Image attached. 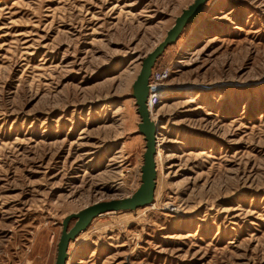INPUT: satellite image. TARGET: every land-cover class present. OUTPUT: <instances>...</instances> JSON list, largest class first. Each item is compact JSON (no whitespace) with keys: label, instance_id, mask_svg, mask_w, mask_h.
I'll list each match as a JSON object with an SVG mask.
<instances>
[{"label":"rangeland","instance_id":"1","mask_svg":"<svg viewBox=\"0 0 264 264\" xmlns=\"http://www.w3.org/2000/svg\"><path fill=\"white\" fill-rule=\"evenodd\" d=\"M193 1L0 0V264H54L66 216L137 190L130 87ZM154 70L156 207L67 264H264V0H209Z\"/></svg>","mask_w":264,"mask_h":264},{"label":"water","instance_id":"2","mask_svg":"<svg viewBox=\"0 0 264 264\" xmlns=\"http://www.w3.org/2000/svg\"><path fill=\"white\" fill-rule=\"evenodd\" d=\"M208 2L209 0H194L186 9L182 10L172 27L167 31L165 38L140 60V70L129 92V97L134 100L136 114L140 119L137 132L143 137L145 143L139 187L130 197L95 202L77 213L66 216L61 222L54 264H67L70 244L86 232L95 219L118 212H133L154 203L158 125L152 122L148 108L150 76L166 49L173 46L183 30L198 19Z\"/></svg>","mask_w":264,"mask_h":264},{"label":"bare ground","instance_id":"3","mask_svg":"<svg viewBox=\"0 0 264 264\" xmlns=\"http://www.w3.org/2000/svg\"><path fill=\"white\" fill-rule=\"evenodd\" d=\"M168 94H171V91H165V90H153L151 89V93L149 94V98H148V108H149V112L151 111V109L153 108V106L155 104H157L158 100L167 96ZM151 117V115H150ZM153 122V121H152ZM156 124V123H155ZM157 125V124H156ZM157 156V154H156ZM155 162H156V157H155ZM155 200V199H154ZM156 202V201H155ZM154 204V203H153ZM152 204V205H153ZM152 205H150L149 207H151ZM156 207V203L152 206V208ZM148 208V207H147ZM142 209H146V208H142ZM142 209H138V210H142ZM137 210V211H138ZM95 222V221H94ZM85 233V232H84ZM83 234V233H82ZM81 234V235H82ZM77 240V239H76Z\"/></svg>","mask_w":264,"mask_h":264},{"label":"built area","instance_id":"4","mask_svg":"<svg viewBox=\"0 0 264 264\" xmlns=\"http://www.w3.org/2000/svg\"><path fill=\"white\" fill-rule=\"evenodd\" d=\"M167 77V72H158L153 69L150 80H149V88L151 92V87L154 85H157L158 83L162 82L165 78ZM160 86L158 85L156 88H159ZM150 94V93H149Z\"/></svg>","mask_w":264,"mask_h":264}]
</instances>
